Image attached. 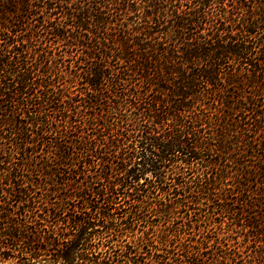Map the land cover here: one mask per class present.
Segmentation results:
<instances>
[{"label":"trees","instance_id":"trees-1","mask_svg":"<svg viewBox=\"0 0 264 264\" xmlns=\"http://www.w3.org/2000/svg\"><path fill=\"white\" fill-rule=\"evenodd\" d=\"M0 261L264 264V0H0Z\"/></svg>","mask_w":264,"mask_h":264},{"label":"water","instance_id":"water-1","mask_svg":"<svg viewBox=\"0 0 264 264\" xmlns=\"http://www.w3.org/2000/svg\"><path fill=\"white\" fill-rule=\"evenodd\" d=\"M0 264H11V263L0 261Z\"/></svg>","mask_w":264,"mask_h":264}]
</instances>
